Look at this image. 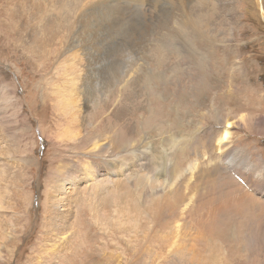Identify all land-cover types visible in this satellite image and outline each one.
Returning a JSON list of instances; mask_svg holds the SVG:
<instances>
[{
  "label": "rangeland",
  "instance_id": "rangeland-1",
  "mask_svg": "<svg viewBox=\"0 0 264 264\" xmlns=\"http://www.w3.org/2000/svg\"><path fill=\"white\" fill-rule=\"evenodd\" d=\"M253 1L74 0L32 13L0 0V264H264V19ZM142 141L154 186L134 181L126 156ZM106 143L112 153L92 152ZM210 154L257 196L227 170L190 180ZM168 180L173 208L157 200ZM205 188L201 204L229 207L183 222L182 204Z\"/></svg>",
  "mask_w": 264,
  "mask_h": 264
},
{
  "label": "bare ground",
  "instance_id": "bare-ground-1",
  "mask_svg": "<svg viewBox=\"0 0 264 264\" xmlns=\"http://www.w3.org/2000/svg\"><path fill=\"white\" fill-rule=\"evenodd\" d=\"M67 1H69V2H71V4H73V2H74V0H27V4H22L23 6V8L22 9H20V10H18V11H28V12H36V13H44V12H47V11H49L48 9L50 8V11L51 12H56V11H58V12H61V11H65V10H67L68 8H66L67 7V5L66 4H68V3H66ZM118 0H113V2H117ZM129 1H131V2H136V3H140L141 5H147V3H148V0H129ZM157 1V0H156ZM164 1V0H163ZM170 1H172V0H170ZM174 1H177V0H174ZM179 1V0H178ZM161 2V1H160ZM262 2H263V0H254L253 1V5H254V8L256 9V11L258 12V15H260V16H262V19H264V14H263V11H264V9H263V6H262ZM9 4H10V2H8ZM99 3H97L96 5H98ZM171 4V3H170ZM178 4V3H177ZM172 5V4H171ZM69 6V5H68ZM73 6V5H72ZM179 6V5H178ZM20 8V7H19ZM172 8V7H171ZM73 9H74V6H73ZM16 10V9H15ZM230 123L228 122V120L226 121V125H229ZM233 124H234V122H233ZM232 124V125H233ZM228 129H229V127H226L221 133H220V136H219V143L221 142V141H223V140H225L226 138H227V136L229 135V131H228ZM192 133V132H191ZM74 137V136H73ZM167 138V137H166ZM173 142V141H172ZM137 143V142H136ZM145 142L144 141H142V143L140 144V143H137L136 144V146H131L130 147V149L127 151V155L126 156H130L132 159H133V164H132V166L133 167H135L136 168V173L134 174V181H135V177L138 175V173H142L144 176H145V178L146 179H149L150 181H151V184L154 186V183H155V181L156 180H153L152 179V176H154L153 175V173H151V175L150 176H147V174H144L143 173V169H145L146 167L145 166H143V163L139 160L140 159V156H146L147 154H146V152L145 151H143V150H146V151H150V150H148V149H144L147 145H145L144 144ZM169 144H170V141H169ZM168 144V145H169ZM131 145H132V143H131ZM167 145V146H168ZM173 145H175L174 144V142H173ZM178 145V144H177ZM165 146V145H164ZM159 148V147H158ZM167 148V147H166ZM177 148H179V147H177ZM112 149H113V146H111V144H102V145H99L98 147H94L93 149H92V152H97L98 154H102L103 156L105 155V154H109V153H112ZM115 149V148H114ZM151 149V148H150ZM165 149V148H164ZM163 149V150H164ZM180 149V148H179ZM142 151V152H141ZM156 150H154L153 149V151L152 152H155ZM223 151V150H222ZM114 152V151H113ZM115 152H116V150H115ZM173 152H175V148L174 147H172V146H170V147H168V149H166V153L165 154H163V152H162V155L163 156H165L166 158L168 157V156H170V155H172V153ZM150 154H151V151H150ZM156 154H157V157H159V155L161 154V153H158L157 151H156ZM97 155V154H96ZM119 158H120V153L118 152V155H117ZM126 156H125V158H122V160H127L126 159ZM151 156V158H153V156L152 155H150ZM156 156V155H155ZM108 157V156H107ZM117 157V158H118ZM147 157V156H146ZM202 157V156H201ZM109 158H110V156H109ZM116 159V158H115ZM146 159V158H145ZM159 159H161V157L159 158ZM131 161V160H130ZM149 161V160H148ZM197 161V160H196ZM119 162V161H118ZM117 162V163H118ZM124 162V161H123ZM127 162H128V160H127ZM221 164H220V163ZM113 164H114V162H112ZM149 163V162H148ZM153 163V162H152ZM147 164V163H146ZM193 163H191L190 165H192ZM196 164V165H195ZM195 164L191 167V171H190V180L191 179H194V182L195 183H198V181L201 179V178H205V177H207L208 175H210V174H214V173H219V172H223V171H226L227 170V173H228V175L229 176H231V174L229 173V171H228V169H226V166L228 165H230V166H233L229 161H227L225 164H224V160H223V156L222 155H219V156H217V154H216V156H214V155H212V154H210V155H207V157L204 159V158H202V160L199 162V163H196L195 162ZM198 164V165H197ZM105 165V164H104ZM118 165H119V163H118ZM178 165H179V163H178ZM199 165H201V168H199L198 169V167H199ZM113 166V165H112ZM111 166V167H112ZM150 165H148V167H149ZM120 167H123V164L121 163L120 164ZM151 167V166H150ZM189 167V166H188ZM234 167V166H233ZM87 168V170H90L91 171V169H89V168H92V165L91 164H88V165H86V164H84L83 165V169L85 170ZM108 168V167H107ZM124 168V167H123ZM151 168H153V167H151ZM100 170H101V168H98V167H95V170H94V168H93V171L91 172V174H89L90 176L88 177L86 174H85V181H87V184L88 183H90L91 184V186H92V183H96L97 182V180H99V178H98V176H100L99 175V172H100ZM120 170V169H119ZM230 170V169H229ZM125 171L126 170H122L121 172H119V174H118V178L119 179H122V177L126 174L125 173ZM129 171V170H128ZM231 171H234V170H232L231 169ZM188 172H189V170H188ZM88 174V173H87ZM124 174V175H123ZM128 174V173H127ZM188 175H189V173H188ZM245 191H247V189L241 184V183H239L233 176H231ZM117 178V179H118ZM127 178V177H126ZM133 178H132V180H133ZM210 178V177H209ZM110 179V178H109ZM116 179V180H117ZM130 179V178H129ZM129 179H127V180H129ZM95 180V182H93ZM201 180H203V179H201ZM122 181V180H121ZM245 181V180H244ZM77 182L78 183H81V182H83V180L82 179H77ZM105 182V181H104ZM116 182V181H115ZM132 182V181H131ZM119 183H120V181H119ZM118 183V184H119ZM245 183L247 184V182L245 181ZM65 185L67 184V186L69 187H71L72 186V183L71 182H68V183H64ZM112 185V184H111ZM173 185H175L174 183H171V180H168V181H166V182H164V184H163V187L161 188V190H164L165 191V193H166V195H162L161 197H159V198H157V200H158V202L160 203V202H168V204H169V207L170 208H173V205H174V201H173V199H172V197H173V191L171 192L170 191V189L172 188V186ZM248 185V184H247ZM78 186V185H77ZM77 186H75V187H77ZM89 186V185H88ZM115 186V185H114ZM69 187V188H70ZM75 187H73V189L75 188ZM121 187H123V185H121ZM249 188H248V190L249 189H252L250 186H248ZM62 188L63 189H66L64 186H62ZM81 188H82V186H81ZM119 188V187H118ZM118 188H117V190H118ZM79 189H80V187H79ZM123 190V188H119V191H122ZM197 192V191H196ZM207 188H205L204 189V191L202 192V193H199L198 195H196V197H197V200H193V198L192 199H190V201H188L189 202V204H182V207H183V209H182V211H183V215H184V219H182V221L183 222H187V224H191L192 223V219H191V216L193 215V214H196V213H198L199 211H200V209L203 207L204 208V216L206 217V218H209V219H211V218H213V217H215L218 213H220L222 210H224V209H227L228 207H229V201L228 200H218V201H210V202H207V203H205L204 205L203 204H201V200H200V197H202L203 195H206L207 194ZM248 192V191H247ZM72 193H75V192H72V190H71V192H70V195L68 196V198H66V200H67V204H68V201H70L69 200V198L73 195ZM249 193V192H248ZM249 194H252L253 196H257L256 194V192H254V190L252 189L251 191H250V193ZM166 196V197H165ZM57 197L58 198H63L61 195H57ZM239 197H243V195L242 194H239ZM57 205V204H56ZM51 206H55V202H52L51 203ZM153 207L155 208V209H158L159 208V204H155L154 202H153ZM69 210H70V208H68V206H67V213H69ZM264 217V216H263ZM192 228L194 229V230H196V231H198V233L199 232H201L202 231V229H201V227H199V226H192ZM197 233V234H198Z\"/></svg>",
  "mask_w": 264,
  "mask_h": 264
}]
</instances>
